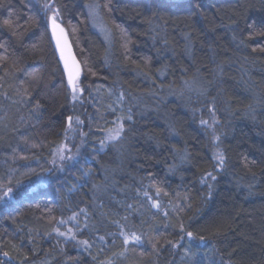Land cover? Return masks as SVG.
<instances>
[{
    "label": "trees",
    "instance_id": "1",
    "mask_svg": "<svg viewBox=\"0 0 264 264\" xmlns=\"http://www.w3.org/2000/svg\"><path fill=\"white\" fill-rule=\"evenodd\" d=\"M5 191L0 264H264V0H0Z\"/></svg>",
    "mask_w": 264,
    "mask_h": 264
},
{
    "label": "snow or ice",
    "instance_id": "2",
    "mask_svg": "<svg viewBox=\"0 0 264 264\" xmlns=\"http://www.w3.org/2000/svg\"><path fill=\"white\" fill-rule=\"evenodd\" d=\"M46 8L51 7L50 5H45ZM57 15H58V10L57 13L54 14L50 20H51V26H52V32L53 35L57 38V44L58 46L61 47V56L64 59V64H65V68L68 70V84L71 86V92L73 95V99L76 98V94L80 93L83 91L82 88H80L78 86V79L80 76V67L79 65L75 62V58L70 56V48L68 49L69 51V55L65 56L64 55V48L67 46V36L66 33L64 32V29L60 27V25L57 23ZM5 24H9L10 21L9 20H5L4 21ZM61 39H63V44H61ZM71 60V63L69 62ZM129 119H131V117H129ZM77 122L78 119H77ZM202 123H206V121H202ZM72 125V118L69 117L68 118V126L71 127ZM123 130V126L121 125L120 129L117 131L116 135L114 137H112L113 139H117L119 138V133ZM217 139H219V137H217ZM218 159L220 161V163H223V155L220 154L218 156ZM210 175V174H209ZM10 191V190H9ZM147 195V194H145ZM158 207V205H156ZM181 230H183V226H181ZM122 235H125V243L129 242V237L124 234L121 233ZM187 236L191 237L192 233L188 232ZM202 239V238H201ZM131 240L136 241L137 243L140 242V237L137 236L135 233L132 234L131 236ZM82 243H87V241H83ZM153 247H155V245H153ZM4 255H8V253H4Z\"/></svg>",
    "mask_w": 264,
    "mask_h": 264
},
{
    "label": "rangeland",
    "instance_id": "3",
    "mask_svg": "<svg viewBox=\"0 0 264 264\" xmlns=\"http://www.w3.org/2000/svg\"><path fill=\"white\" fill-rule=\"evenodd\" d=\"M94 20L96 22V26L99 30L102 31H107V27L104 25V23L101 21V19L97 16V14L95 13L94 15ZM70 137V139L68 140L67 137ZM73 134L71 132H69L66 135V140L65 143L62 144L61 148L59 149L58 154L53 157L51 159V166L54 167H63V165L66 162H71L72 160H74L75 156V152H74V147L72 148L71 144L72 143V139H73ZM9 192L5 191L2 194H0V203H2L4 201L5 198L9 197Z\"/></svg>",
    "mask_w": 264,
    "mask_h": 264
},
{
    "label": "water",
    "instance_id": "4",
    "mask_svg": "<svg viewBox=\"0 0 264 264\" xmlns=\"http://www.w3.org/2000/svg\"><path fill=\"white\" fill-rule=\"evenodd\" d=\"M51 17H52V16H51ZM51 17H50V18H51ZM50 18H49V22H50V28H51V31H52V26H51V20H50ZM57 23L60 25L61 28L64 29V32L66 33V36H67V46L64 48V55H65V56H68V55H69V51H68V49L70 48V56H71V57H74V58H75V62L79 65V67H80V76H81V74H82V66H81V63H80V61H79L77 55L75 54V51H74V49H73V45H72V43H71L70 37H69V35H68V32H67L65 26L63 25V23L60 22L58 19H57ZM52 35H53V32H52ZM53 38H54V41H55L56 48H57V50H58L59 56H60V58H61V60H62V62H63V64H64V59H63L62 56H61V47L58 46V44H57V38H56L54 35H53ZM61 44H63V39H61ZM69 62L71 63V60H70ZM64 66H65V64H64ZM65 69H66V68H65ZM66 73H67V77H68V70H67V69H66ZM80 76H79V77H80Z\"/></svg>",
    "mask_w": 264,
    "mask_h": 264
}]
</instances>
